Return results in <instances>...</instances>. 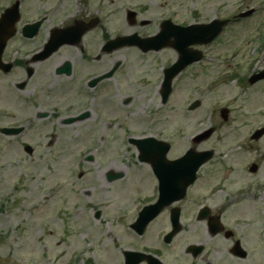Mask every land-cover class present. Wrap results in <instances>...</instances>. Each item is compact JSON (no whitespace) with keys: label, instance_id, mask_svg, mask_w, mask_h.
Returning a JSON list of instances; mask_svg holds the SVG:
<instances>
[{"label":"flooded vegetation","instance_id":"af4514ba","mask_svg":"<svg viewBox=\"0 0 264 264\" xmlns=\"http://www.w3.org/2000/svg\"><path fill=\"white\" fill-rule=\"evenodd\" d=\"M1 1L0 17L5 16L7 25L13 21V29L0 55V129H21L19 135L41 133L23 146L47 149L82 146L87 123H96L91 125L95 130L103 112L110 110L104 102L113 96L112 89L121 95L126 69L115 54L173 51L143 53L138 45L127 43L134 39L122 40L125 45L119 46L111 41L132 35L151 38L174 26L225 18L202 20L204 11L193 4L191 20L184 23L183 0ZM228 20L223 32L245 18ZM219 64L223 70L216 77L210 76L214 67L204 61L191 64L174 78L170 96L183 90L182 81L191 70L193 77L208 79L203 86L194 85L193 92L210 94L232 84L236 98L223 106L211 104L209 115L215 121L196 125L174 155L160 157L154 150L143 163L133 159L142 165L143 175L130 180L129 188L118 184L124 174L113 158L83 156L70 163L80 170L78 180L89 177L87 187L77 190V201L84 202L81 207L97 225L88 238L92 248L84 264H126L127 259L128 264H264V123L257 122L264 115L246 109L254 104L247 92L264 83L250 82L251 76L264 67L259 61ZM157 91L160 96L161 80ZM130 100L126 96L122 103ZM244 115L250 118L234 124ZM109 126L107 122L100 127L108 136L103 144H117ZM69 132L75 140L63 137ZM143 134L159 151L160 142L169 143L172 150L164 129ZM190 150L202 154L193 158L202 161L197 169L184 164L190 161L184 157ZM190 171L194 178L188 183Z\"/></svg>","mask_w":264,"mask_h":264},{"label":"rangeland","instance_id":"374dc122","mask_svg":"<svg viewBox=\"0 0 264 264\" xmlns=\"http://www.w3.org/2000/svg\"><path fill=\"white\" fill-rule=\"evenodd\" d=\"M183 4L180 19L184 23L191 20L193 4L204 11L202 20L212 19L214 15H231L243 9H254L252 16L230 24L217 41L204 48L205 66L214 67L211 77L221 75L223 69L219 62L231 59L259 61V66L264 67L261 56L264 49V0H183ZM115 56L125 60L126 75L124 86L120 87L121 95L112 89L113 96L104 102V105H111L110 110L103 112L95 130L92 128L96 123H87V129L83 130L86 138L82 146L47 149L33 144V152L27 154L23 150L24 142L43 134H26L14 138L0 134V264L87 262L90 259L89 248H92L88 238L97 225L81 207L84 202L77 201V190L87 187L89 177L78 180L75 174L77 170L70 171L72 167L75 168L70 163L87 153L94 157L113 158L124 174L118 184L129 188L130 180L141 178L143 167L136 165L137 162L133 160L137 155L135 148L128 145L127 140L124 145L125 135L130 133L139 136L148 129L160 127L171 141L173 146L170 155H174L178 147L188 142L191 134L198 129L196 125L212 124L215 121L209 115L211 104L219 103L223 106L227 99L236 98V89L232 84L229 87L222 86L210 94L193 92L191 88L194 85L203 86L208 79L195 78L190 70V74L186 75L189 77L182 81L183 90L176 91L166 105H161L157 89L162 78V68L175 60V53L163 50L138 55L123 50ZM260 85L258 90L247 92V96L254 98V104L246 109L254 108L258 112L253 110L252 114L264 115V83ZM126 96H130L131 100L124 106L122 100ZM197 100L200 106L189 111V104ZM248 116H238V122L234 124L249 119ZM107 122L119 126L111 132L112 140H117V144H103L108 136L101 134L100 127ZM257 122L264 123V116L257 118ZM181 133L182 139L179 137ZM64 136L75 140L72 132Z\"/></svg>","mask_w":264,"mask_h":264},{"label":"water","instance_id":"95a60500","mask_svg":"<svg viewBox=\"0 0 264 264\" xmlns=\"http://www.w3.org/2000/svg\"><path fill=\"white\" fill-rule=\"evenodd\" d=\"M217 27H218L217 25H215L214 27H212V25H210V26L206 27L205 29L201 30L200 32L199 31L193 32V31H190V29H189L188 33L186 34L187 36L184 35L186 37L182 38L183 47H185L188 44L196 42L197 39L199 40L198 42H201L202 39H205L204 43H207L216 35V32H215V34H213V30L217 29ZM1 37L2 36L0 35V38ZM180 37L181 36H179V38ZM185 51H186L185 49H180L181 54L184 56L183 61H185L186 59L188 60L191 57L190 54L186 53ZM197 59H198V57L194 60H197Z\"/></svg>","mask_w":264,"mask_h":264}]
</instances>
